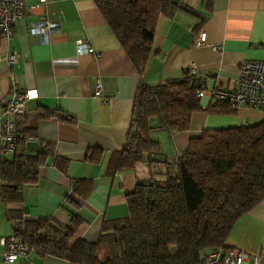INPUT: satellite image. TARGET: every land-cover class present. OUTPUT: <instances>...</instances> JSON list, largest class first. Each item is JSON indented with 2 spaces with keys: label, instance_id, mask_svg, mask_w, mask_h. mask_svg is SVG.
I'll return each instance as SVG.
<instances>
[{
  "label": "crops",
  "instance_id": "obj_1",
  "mask_svg": "<svg viewBox=\"0 0 264 264\" xmlns=\"http://www.w3.org/2000/svg\"><path fill=\"white\" fill-rule=\"evenodd\" d=\"M177 1L204 21L192 31L196 19L186 12H178L173 19L158 16L152 52L142 73L92 0H46L31 12L25 9L9 40L0 37V107L10 98L12 88L31 90L35 96L26 100L25 116L35 135L25 139L26 148L29 155L46 152L37 181L23 187L19 201H0V238L12 234L7 210H17L24 212L27 221L49 218L61 226L75 213L80 218L75 238L96 242L106 223L128 214L126 195L138 182L163 178L165 166L157 159L170 161L182 155L189 140L204 130L264 120V110L256 108L241 107L229 114L205 111L218 103L207 91L234 85L242 61H264V0ZM37 2L24 0L25 5ZM41 15L53 24L46 41L29 32L30 23ZM200 31H204L207 45L194 47L192 41ZM84 41L90 52L78 53L77 47ZM214 45L220 50H212ZM11 52L18 59L9 66L4 59ZM191 63L196 69L191 77L206 90L197 97L202 110L191 114L187 130H151V138L158 143L157 152L150 155L153 162L115 170L111 158L126 140L138 82L158 86L190 76ZM97 78L104 101L92 94ZM11 156L0 151V161ZM224 247L245 252L243 264H253L255 259L264 264V200L237 219ZM4 249L0 245V253ZM19 259L7 263L0 258V264H68L33 251Z\"/></svg>",
  "mask_w": 264,
  "mask_h": 264
},
{
  "label": "trees",
  "instance_id": "obj_2",
  "mask_svg": "<svg viewBox=\"0 0 264 264\" xmlns=\"http://www.w3.org/2000/svg\"><path fill=\"white\" fill-rule=\"evenodd\" d=\"M92 1L139 73L151 55L158 16L173 19L186 12L196 19L192 31L204 21L177 0ZM200 85L191 76L158 86L140 80L126 140L111 158L114 169L131 170L154 160L150 155L158 143L150 136L152 129L187 130L191 114L202 110L195 95ZM205 111L236 110L215 103ZM34 135L26 116L17 120L12 156L0 161L2 202H18L23 187L38 179L46 152L28 154L25 139ZM157 161L165 166L163 178L138 182L126 195L128 214L106 223L96 242L75 238L80 223L75 213L61 226L49 218L27 221L24 212L7 210L12 235L38 256L68 264H205L207 253L226 249L224 241L237 219L264 200V120L204 130L189 140L182 155Z\"/></svg>",
  "mask_w": 264,
  "mask_h": 264
},
{
  "label": "built area",
  "instance_id": "obj_3",
  "mask_svg": "<svg viewBox=\"0 0 264 264\" xmlns=\"http://www.w3.org/2000/svg\"><path fill=\"white\" fill-rule=\"evenodd\" d=\"M46 0H38L35 4H24V0H0V37L9 40L14 32V24L23 18L25 9L32 11L37 6H42ZM53 28L45 15H41L36 21L30 23L29 32L37 35L42 41H46ZM207 45L204 31H200L193 39L192 46L201 47ZM214 51H219L220 46H211ZM77 52H90V46L84 41L77 47ZM18 55L11 52L5 55V62L11 66L17 62ZM190 76L196 75L195 65L191 63L188 68ZM10 98L0 107V151L4 154L14 150L15 131L17 120H22L27 112L25 102L34 97L31 90L11 89ZM206 90L200 85L196 91V97L200 98ZM218 103H225L235 109L249 107L264 110V61H242L238 66V77L234 85L225 88H214L207 91ZM95 98L103 99V87L99 78L95 79L92 88ZM104 101V99H103ZM28 137L27 140H31ZM0 245L4 251L0 253L1 260L7 263L19 262V258L25 257L31 250L12 234L6 238H0ZM247 254L234 248L218 249L205 256V264H243ZM255 259L253 264H258ZM24 263V262H23Z\"/></svg>",
  "mask_w": 264,
  "mask_h": 264
}]
</instances>
